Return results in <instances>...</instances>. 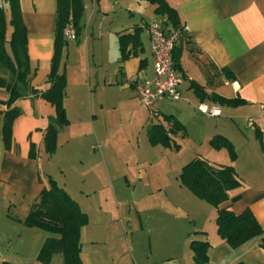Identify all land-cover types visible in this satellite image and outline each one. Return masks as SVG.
<instances>
[{"label": "crops", "instance_id": "0c3cea01", "mask_svg": "<svg viewBox=\"0 0 264 264\" xmlns=\"http://www.w3.org/2000/svg\"><path fill=\"white\" fill-rule=\"evenodd\" d=\"M84 1L83 29L75 40L66 37L67 45L61 66V70H64L67 76L64 104L69 123L58 134L56 151L48 153L44 143L45 130L55 118L56 108L42 97L41 92L51 85L48 74L54 54L57 0H20L28 32L32 69L30 84L39 92L22 97L14 103L21 110V114L14 121L10 146L4 141L3 120L0 121V242L6 241L11 245L16 237L14 232L16 227L21 229L24 226L29 228V231H36L38 227H28L23 221L40 191L49 184L50 176L59 184L58 175L66 179V171L62 166L58 164L61 174H58L57 170L53 171L51 167L56 158L60 159L59 156L65 161L61 148L67 149L75 141L83 143L88 134L85 126L88 114L89 123L95 127L94 133L101 134L98 121L101 116L108 115V105L127 111L128 130L131 133L138 132L139 136L144 140L147 138L150 144L148 136L150 123L161 121L165 123V115H174L182 123H186L185 119L189 115L191 118L201 116L198 112L201 104L218 107L221 110L220 115H217L213 133L227 136L236 147V137L242 140L239 135L243 133L238 132V128L240 129L241 122L245 120L248 132L260 143V152L252 143L243 172L239 169V151L238 158L234 161L230 159L225 149L204 157L214 163L234 165L243 180V185L233 189L230 192V199L222 206H228L236 213L250 208L256 218L264 223V148L257 137L259 128L263 132L264 141V0H167L178 11L181 23L189 27L186 37L180 40V52L176 55L182 99L175 104L159 102L157 106L160 116L155 119L151 117L149 108L142 104L135 89L136 81L154 75L150 37L143 29L141 32L143 44L139 54L122 60L119 36L133 31L136 26L141 27L151 20L161 18L162 16L155 12L156 5L148 0ZM121 6L128 9L130 15H118L117 9ZM108 35H113L118 43L117 51L112 47L116 52L113 58L115 65L109 75L108 49L110 52L112 49L108 47ZM193 84L202 87L206 94L205 98L200 97ZM214 94L225 98L239 97L245 102L238 106L222 105L211 98ZM8 96L6 88L0 86V111L7 109L3 101L7 100ZM231 124L237 129L232 128ZM32 143L36 145L38 151L35 158L30 157ZM151 145L165 147L162 144ZM63 160L60 163H65ZM186 163V160L181 162L179 174ZM60 185L82 206L80 198L72 194L66 180ZM187 190L193 194L182 185L180 179L179 183L175 179L173 184H169L167 177L160 179L155 186L145 187L147 194L159 193L158 195H162L163 198L164 196L173 198L166 206L161 204L157 206L167 207L158 211L167 214L168 225L163 229L158 228V235L162 233V237L156 238L153 235L154 228L144 218L145 211L150 208L142 207L139 212L143 218L141 231L146 229L150 232L158 247L163 246L160 244L161 241L164 242V253L157 255H161L159 261H168L174 255L172 248L175 245L176 227L171 226L170 217L174 223L177 216L181 215L187 222L185 240L191 254L186 256L188 264H198L191 247V231L196 233L194 236L198 237L196 239H208L211 243L208 250L209 260L205 264L238 262L264 264V248L260 244V236L251 238L239 247H232L218 234L217 209L210 214L213 222L208 226L206 213L208 210L205 207L208 205L194 199L193 196L198 197L195 194L191 195ZM174 197L179 198L182 208L176 206ZM157 207L152 209L155 210ZM203 210L206 215L204 222L200 216ZM88 215L89 223L81 232V256L84 264H154L134 256L132 243L135 239L129 237L121 240L119 258V243L111 238L97 239L90 224V213ZM49 236L47 234L43 240H39L37 235L30 237L32 243L34 242V249L38 251L35 252L36 257L26 256L21 260L4 258L1 264L3 261L15 264H46L38 259V254ZM20 240L21 236L18 237L17 243H20ZM61 255L55 254L50 264H65Z\"/></svg>", "mask_w": 264, "mask_h": 264}, {"label": "trees", "instance_id": "16d2710c", "mask_svg": "<svg viewBox=\"0 0 264 264\" xmlns=\"http://www.w3.org/2000/svg\"><path fill=\"white\" fill-rule=\"evenodd\" d=\"M9 11L0 5V86L8 91L5 111H0V121L3 120V137L6 145L10 146L13 139V125L21 110L14 103L29 94H36L39 90L30 84L32 69L28 49V32L24 22L20 0H5ZM155 4V12L177 27H181L178 11L167 0H148ZM85 13L84 0H57L54 54L51 69L48 74L50 87L41 92L44 99L56 108V116L45 130L44 143L48 153H54L58 146V134L69 123L64 97L67 86V76L61 70L64 49L67 45L65 29L68 25L76 29L77 35L83 29ZM143 25L136 26L133 31L119 36V47L122 60L139 54L143 44L141 32ZM184 33L182 38H185ZM181 38V39H182ZM181 42L177 43L173 51V61L179 66L176 55L180 52ZM195 91L201 98H205L201 86L193 84ZM214 101L222 105L238 106L245 100L242 98H225L212 95ZM164 121L152 122L148 126V136L151 144H162L165 147L180 148L175 136L186 135L185 125L174 115H165ZM257 137L264 148L263 132L257 129ZM217 149L227 148L231 159L237 158L234 143L225 135L217 134L211 141ZM38 154L36 145L32 143L30 157ZM179 179L182 185L190 189L198 198L205 200L218 208L216 224L218 234L228 244L236 248L253 237L260 236V244L264 248V223H261L250 208L236 213L228 206H222L230 199V192L240 187L243 180L232 164H218L202 155H196L181 169ZM238 198V197H235ZM28 227H38L52 234L44 241L38 259L50 264L54 255L60 253L65 264H84L81 256L82 228L88 224L89 215L80 203L60 185L52 176L49 184L40 191L36 202L24 219ZM211 243L208 239H193L191 247L198 264H205L209 260L208 250ZM2 264H15L3 261ZM236 264H248L238 262Z\"/></svg>", "mask_w": 264, "mask_h": 264}, {"label": "rangeland", "instance_id": "374dc122", "mask_svg": "<svg viewBox=\"0 0 264 264\" xmlns=\"http://www.w3.org/2000/svg\"><path fill=\"white\" fill-rule=\"evenodd\" d=\"M0 5H4L7 10L9 9L5 0H0ZM117 11L118 15H130L129 10L124 8V6H121ZM109 25L110 21L108 18ZM117 46V39L113 35H108V47L112 49L111 52L108 49V75L115 65L113 58L116 52L112 47L117 51ZM176 102H179V100H167V102L163 103L175 104ZM198 112L201 116L191 118V115H189L185 119L187 122H183L186 128V135L182 136L179 134L175 136V139L180 144L179 149L159 148L152 146L147 138L144 140L140 137L138 132L131 133L128 130L129 114L127 111H121L119 107L115 109L108 105V115L101 116L98 121V128L101 134L96 135L94 133L95 127L89 123L87 118L90 119V117L88 114L87 118H85L86 132L88 134L83 143L75 141L67 149L62 147L60 151L64 153L65 161L58 155L60 159L56 158L51 166L53 167L52 170H57L58 174H61L58 164L66 171V179L62 175H58L60 184H63L66 180L72 194L80 198L82 209L90 213V224L92 230L95 231V237L97 239L111 238L119 243V258L121 256V240L129 237V239H135L132 243L134 244L135 257L138 256L154 264H188V257L186 256L190 252L188 242L185 240L187 222L181 215L177 216L174 223L172 222V217H170L171 226L174 225L176 227L172 259L168 261L158 260L161 255H157L164 253L163 246L165 245L161 241L160 244L163 246H156L153 241V235L156 238L162 237V233L158 235V228L163 229L168 223L166 221L167 214L158 212L159 209L163 210L167 207L157 206L160 204L166 206L170 200L173 201V198L169 199L165 196L163 198L162 195H158L159 193L147 194L145 187L155 186L160 179L162 180L165 177H167V183L169 184H173L175 179L179 183V166L182 161L186 160L188 162L197 154L212 156L218 150L225 149V151H228L227 148L217 149L210 143L211 139L216 135L213 130L218 116H210L200 110ZM233 124L237 126L235 122ZM233 124H231V127L237 129ZM248 131L247 122L243 120L240 129L238 128V132H243L239 135L242 140L236 137L237 147L235 145L237 158L238 151L240 154L239 169L241 172L246 169V157L252 143L256 145L260 152L259 141L255 140L253 134ZM227 154L230 155L229 151ZM62 160L65 163H60ZM189 193L193 195L190 191ZM193 197L201 201L203 205H208L205 207L208 210L206 213L209 226L213 222L210 214H213L216 209L218 211V208L209 202L199 200L195 196ZM174 199L176 206L179 209L182 208L179 198L174 197ZM155 206L157 208L155 210L152 209ZM142 207L150 208L145 211V217H143L154 228L153 235L146 229L141 231L143 218L139 212ZM200 216L203 217L202 220L204 222V216L206 217L204 210L200 213ZM195 217H197L196 214ZM126 230L128 233H126ZM14 232L16 237L11 245H8L6 241L0 242V264L4 258L21 260L26 258V256L28 258L35 256L37 254L35 252L38 251L34 249V242L32 243L30 237L37 235L39 240H43L47 234H52L40 228H36V231H29V228H24V226L21 229L16 227ZM190 234L191 241L198 238L197 236L194 237L196 235L194 231H191ZM19 236H21L23 241L21 242L20 240V243H17ZM61 257L63 256L61 255Z\"/></svg>", "mask_w": 264, "mask_h": 264}, {"label": "built area", "instance_id": "2783aa9c", "mask_svg": "<svg viewBox=\"0 0 264 264\" xmlns=\"http://www.w3.org/2000/svg\"><path fill=\"white\" fill-rule=\"evenodd\" d=\"M143 29L151 40L154 75L136 81L135 89L140 101L149 108L151 117L155 119L160 116L157 106L159 102L182 99L181 77L173 61V51L183 34L188 32L189 27L184 24H181V27L174 26L166 17H161L143 24ZM65 35L75 40L77 38L76 29L68 25ZM198 108L210 116H217L221 113L218 107L206 104H201Z\"/></svg>", "mask_w": 264, "mask_h": 264}]
</instances>
